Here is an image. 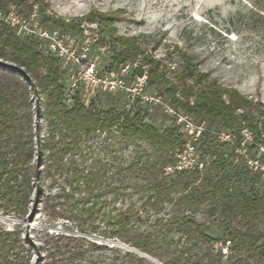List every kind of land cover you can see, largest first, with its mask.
<instances>
[{
  "label": "trees",
  "instance_id": "16d2710c",
  "mask_svg": "<svg viewBox=\"0 0 264 264\" xmlns=\"http://www.w3.org/2000/svg\"><path fill=\"white\" fill-rule=\"evenodd\" d=\"M0 2L7 5L26 3L28 14L34 6L38 10L37 0ZM44 20L53 21L49 16ZM86 20L97 22L113 37L111 24L118 18L114 13H101ZM1 27L0 35L6 36L2 55L10 53L16 65L2 64L5 69L0 70L1 214L24 218L32 193L40 191L38 181L47 174L52 180L62 182L57 198L63 199L66 210L73 212L83 233H92L90 230L96 229L93 223L101 218L105 222L104 237L116 238L162 264H264L262 233L231 228L225 233V240L217 241L188 215L156 218L150 227L141 229L144 224L141 213H148L149 209L158 215L166 204L173 201V195H179L174 202L176 206L185 203L199 205L205 199L199 191L183 190L185 193L182 194L180 187L171 183V179L183 181L191 175L189 182L182 183L185 189L201 179V172L164 175V167L174 161L176 149L182 148V134L178 130L177 133L176 130L159 132L151 124L142 122L140 112H115V108L97 110L93 103L86 106L78 98L71 108H67L63 103V86L58 82L59 70L54 61H45L43 53L35 46V39L9 42L8 38L14 32ZM114 41L135 56L141 53L134 39L130 43L121 38ZM179 58L178 84L169 83L170 104L177 105L185 113L217 121L227 128L243 123L253 131L255 142L264 146V110L259 109L260 105L235 89L209 79L207 74L197 72L192 66V58L185 52H180ZM142 61L147 68H136V76L145 74L147 85L162 81L168 83L164 75L158 73L159 61L152 57H145ZM192 98L195 99L193 105L190 104ZM238 109H244L243 113L237 114ZM113 129L128 145L134 146L135 155L109 173V165L101 160L88 164L89 158L84 151L90 141ZM210 155L215 156L213 152ZM243 168L250 175V186L254 189L261 176ZM32 181L33 184L36 182L35 186ZM201 181H207V178ZM106 193L112 194L110 200L136 195L141 204L139 207L132 203L109 209L110 200L104 196ZM239 198L238 209L243 220L264 219V195L242 193ZM49 200L53 199L43 198L44 203ZM56 207L59 206L50 207L52 217L59 216L62 211L61 207L59 210ZM49 240L45 241L49 245L46 264H153L129 250L124 251L121 261L113 256L107 261L98 260L93 253L100 247L84 238L57 235L56 239ZM25 243L19 226L15 230L0 228V264H29L30 249ZM216 243L228 244L226 254L216 249ZM87 249L90 251H85ZM111 252L114 254L118 250Z\"/></svg>",
  "mask_w": 264,
  "mask_h": 264
},
{
  "label": "rangeland",
  "instance_id": "374dc122",
  "mask_svg": "<svg viewBox=\"0 0 264 264\" xmlns=\"http://www.w3.org/2000/svg\"><path fill=\"white\" fill-rule=\"evenodd\" d=\"M35 5L38 6L35 21L47 29H57L63 35L65 43L72 46L77 55L82 53L84 47L82 27L88 24L96 26L93 33L97 34L98 39L91 45L87 57L95 62L100 74L117 71L121 64H128L133 78L136 76V68H147L142 61L145 57L159 61L158 73L163 74L168 83H149L144 92L160 97L174 112L187 114L197 125L208 129L200 135L197 143L199 153L207 165L200 173L201 179L185 189L182 183L189 182L191 175L183 181L171 179L172 184L180 187L182 194L185 193L183 190L199 191L205 195V199L199 205L185 203L176 206L174 202L179 195H173V201L166 204L158 215H154V211L149 209L148 213H141L144 221L141 229L150 227L156 218L170 219L188 215L207 235L217 241L225 240L224 235L231 228L264 234V219L245 221L240 217L238 209L240 194L264 195L263 178L252 189L250 175L245 172L242 162L214 135L215 130L229 129L238 139L240 129L246 128L251 133L253 131L243 123L227 128L217 121L212 122L195 114L185 113L177 105L170 104L172 99L169 92V83L178 84L176 74L181 68L179 54L185 52L192 58V66L197 72L207 74L209 79L224 87L235 89L264 110V0H37ZM10 6H16L25 17L29 15L26 3L7 5L0 2L3 11ZM101 13H114L118 18V21L111 24L114 29L113 37L104 32L97 22L89 23L86 20L89 16ZM45 16L51 17L53 21L44 20ZM13 32L14 35L8 36L9 42H25L22 33L17 30ZM5 37L4 34L0 35V70L5 69L2 64L16 66L10 53L2 55ZM115 38L125 39L129 43L134 39L141 53L136 56L131 54L128 49L115 42ZM35 41V46L41 50L45 61L53 60L58 68V82L63 86L65 94L75 77L76 66L65 65L53 55L45 53L39 47L41 44ZM76 96L86 106L93 103L97 110L115 108V112H140L143 123L151 124L159 132L176 130L177 133L178 130L184 138L178 123L165 114L166 111L159 105L134 101L126 93L108 95L102 90L86 88L83 85H78ZM194 102L195 99L192 98L190 104L193 105ZM243 111L244 109H238L236 113L242 114ZM127 145L120 133L113 129L90 141L84 152L89 158L88 164L93 160H101L109 165L110 173L113 172L112 168L118 169L122 161L135 155L134 146ZM179 150L176 149L174 154ZM212 152L215 156L210 155ZM38 170L41 171V167ZM215 174L217 177H213ZM202 178H207V181H201ZM38 183L40 191H36L37 194L32 193L24 218L0 213V228L15 230L20 227L25 244L30 249L29 264L48 262L49 245L45 241L54 240L57 235L84 238L96 243L100 249L94 251L93 255L98 260L107 261L113 256L121 261L124 251L129 250L153 264H162L116 238L104 237L102 230L105 222L101 218L93 223L92 226L96 229L90 230L92 233H83L73 212L67 211L64 200L57 198L63 186L62 182H56L45 174ZM32 185L35 186L36 182L33 184L32 181ZM104 196L110 200L112 194L106 193ZM46 197L53 200L44 203L43 198ZM132 203L139 207L141 201L137 200L136 195L114 199L110 200L108 208L118 209ZM52 205L62 208L59 216L50 215ZM220 244L222 243H216L217 247ZM114 250L118 252L113 254L111 251Z\"/></svg>",
  "mask_w": 264,
  "mask_h": 264
},
{
  "label": "built area",
  "instance_id": "2783aa9c",
  "mask_svg": "<svg viewBox=\"0 0 264 264\" xmlns=\"http://www.w3.org/2000/svg\"><path fill=\"white\" fill-rule=\"evenodd\" d=\"M36 15V8L27 17L19 12L15 6H10L4 11L0 8V25L13 31L17 30L25 38L37 40L41 44L39 47L45 53L53 55L65 65L76 66L75 77L70 82V87L66 90L63 98V103L67 108H71L75 102L78 85L102 90L108 95L126 93L134 101L159 105L166 111L165 114L178 123L184 133L182 148L173 155L174 161L164 167V175L173 176L184 172H201L205 169L207 165L204 157L199 153L197 143H199L200 135L206 133L208 129L197 125L187 114L174 112L170 105L163 102L160 97L145 93L146 75L132 78L128 64H121L117 71H107V73L100 74L95 62L87 57L91 45L98 39L97 34L93 33V29L96 27L94 24L82 27L84 47L82 53L77 55L72 46L65 43L63 35L57 30H48L39 25L35 21ZM239 134L237 139L229 129H219L214 132L216 139L221 144L228 146L247 170L264 179V146L255 144L254 136L252 137L253 133L246 128L240 129ZM226 245L220 244V247L217 245L215 247L226 254Z\"/></svg>",
  "mask_w": 264,
  "mask_h": 264
}]
</instances>
